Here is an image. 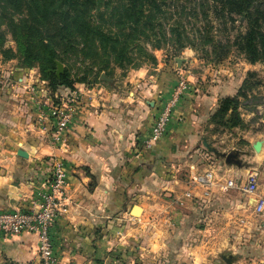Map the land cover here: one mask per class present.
Listing matches in <instances>:
<instances>
[{"label": "crops", "instance_id": "1", "mask_svg": "<svg viewBox=\"0 0 264 264\" xmlns=\"http://www.w3.org/2000/svg\"><path fill=\"white\" fill-rule=\"evenodd\" d=\"M172 58L176 67L157 57L154 67L109 76L113 85L100 78L77 83L72 93L83 103L57 145L51 142V126H39L36 89L28 82L32 90L25 91V99L0 97V211L31 207L49 179L47 161L52 165L59 160L67 167L70 210L52 233L58 264H225L222 253L209 258L204 246L193 248L195 237L206 234L213 235L207 243L228 248L234 264H264V231L236 222L245 214L248 197L237 189L225 190L226 180L243 185L255 168L214 162L203 146L205 138L226 152L218 145L227 135L216 134L210 119L222 98L237 94L252 65L244 61L238 68L233 62L232 69L229 63L198 68L188 58ZM176 59H181L180 65ZM15 71L20 72L15 83H26L22 77L33 72ZM6 76H13V70ZM180 76L189 81L190 90L174 113L169 133L136 158L161 101L170 96ZM4 88L9 90L8 85ZM242 117L249 119L243 113ZM242 139L251 149L250 157L264 166V131ZM257 141H263L260 157L253 150ZM20 150L28 158L18 156ZM212 166L220 182L213 187L211 201L203 203L198 192L181 206L189 170ZM259 181L264 193V181ZM135 205L142 209L140 217L131 214ZM223 237L227 238L221 242ZM38 247L34 235L0 236V264H40Z\"/></svg>", "mask_w": 264, "mask_h": 264}, {"label": "trees", "instance_id": "2", "mask_svg": "<svg viewBox=\"0 0 264 264\" xmlns=\"http://www.w3.org/2000/svg\"><path fill=\"white\" fill-rule=\"evenodd\" d=\"M198 10L201 21H208L211 11L223 26L234 21L232 16L241 17L247 30L222 41L211 35L213 25L207 22L206 30H196L199 37L194 40L187 26H197L192 19H199ZM3 27L15 50L4 49L6 33L0 31V52L19 60L23 69L37 68L54 102H58L54 95L59 88L75 92L77 83L98 82L102 73L113 76L112 63L131 66L136 52L156 64L149 48L172 45L177 51L187 43L191 47L200 43L202 49L211 48L217 64L230 56L232 48L248 64H264V0H0ZM57 62L65 67L60 78L54 73ZM81 63L84 73L71 80L72 68ZM263 87L264 77L248 72L237 94L220 100L210 119L215 133L247 129L242 111L260 105L253 94Z\"/></svg>", "mask_w": 264, "mask_h": 264}, {"label": "built area", "instance_id": "3", "mask_svg": "<svg viewBox=\"0 0 264 264\" xmlns=\"http://www.w3.org/2000/svg\"><path fill=\"white\" fill-rule=\"evenodd\" d=\"M16 84L25 83L21 80ZM34 84L41 90H45L43 83L35 81ZM189 90V82L180 78L172 88L170 96L161 101L150 133L138 146L136 158L139 159L143 152L152 150L169 133L174 113ZM44 96L43 103L35 102L40 113L38 123L40 127L45 126L44 124L51 126V142L57 145L63 142L65 135L75 122L83 101L70 91H66L58 102L53 101L50 91L45 92ZM218 179L214 166L205 171L190 169L184 181L183 199L179 201V204L183 206L185 202L198 197V192L202 202L209 203L213 187L220 182ZM44 187L45 189L38 194V199L32 202L31 207L0 211V236L34 235L39 240L40 264H58L52 233L57 222L68 214L71 204L68 197L69 175L65 163L59 160L53 162L51 176ZM233 189L240 190L248 197L245 214L236 219L238 225L245 229L256 226L257 229L264 231V193L260 190L257 173L254 170L248 173L246 183L240 186L235 180H226L225 190Z\"/></svg>", "mask_w": 264, "mask_h": 264}, {"label": "rangeland", "instance_id": "4", "mask_svg": "<svg viewBox=\"0 0 264 264\" xmlns=\"http://www.w3.org/2000/svg\"><path fill=\"white\" fill-rule=\"evenodd\" d=\"M191 1V0H190ZM174 11V10H172ZM209 11V10H208ZM199 12V19L198 20H193L192 18V22L196 23L197 22V26L192 27H188V33L190 35L191 38H193L194 40L196 39V37H199L196 30L198 28L200 29H204V23L205 25H207V22H211V25H213V30H212V36L216 39L222 40V41H226V39H230L233 40L234 37L239 34V33H245L247 30V24L246 22L241 18V17H237V16H232V18L234 19L233 22H228L227 25L223 26V23H219V21L216 19V16L213 12L210 11V17L209 20L204 22L201 21L202 19V11L198 10ZM171 24H173L172 20L170 22ZM1 32H5L6 33V41L4 44V49H10L13 48L15 50V44L11 38V36L6 32L5 27L0 29ZM192 40V41H194ZM194 43L196 44V42L194 41ZM192 45L190 44H186L185 47L183 48H178L177 51H175L174 47L172 45H168L165 48L161 49V50H153L149 48L150 53H153L156 61H157V57H160V59H162V62L164 61H173L172 56H177V57H185L190 59L191 61L194 62V67H208V66H214V65H219L217 63H215V60L213 58V55H211V48L210 47H206L205 49H202V47L200 46V43L198 44V46L196 47H191ZM133 59L135 60L134 63L131 66L125 67V68H121L117 65H114L112 63L111 67H110V71L112 72V75H117L119 76H123L126 75L130 72L136 71V70H140V69H148L150 67H154L156 64H153L152 61H150L147 57L145 56H140L138 54V52H136V54H133ZM245 58L243 56V54H241L238 50H236L235 48L230 49V56L224 60L222 63H224L225 65L229 63L230 69H232V67L235 65L233 64V62H236L237 64H239L237 66L238 67H242V65H240L241 62H244ZM246 62V61H245ZM220 63V64H222ZM247 63V62H246ZM173 66L176 67V63H174L173 61ZM225 66V67H226ZM16 68L18 69H23L20 66V62L17 59H10V58H5V56L0 52V97L8 99V101H16L19 100L18 96L20 95L22 97V95H24L22 97V99H25V91L29 93L32 88L36 89L34 93V98H35V102H44L45 100V96L44 93L49 91L48 88V82L41 80V74L39 72V70L37 68H33V69H26V70H32L33 72L28 73L27 75H23L25 78L22 77V79H27L28 82L31 87H28V83L25 84H16L14 81V77H19L20 72H16ZM65 69V67H64ZM80 69V71H79ZM240 69V68H239ZM9 70H13V76H10L9 79H13V82L11 83L10 81H8V77L6 76ZM25 70V69H24ZM257 72L259 73V78L263 79L264 77V64L262 63H258L256 65H252V69L249 72ZM84 73V66L81 64H77L76 66H74L72 68V72H71V80H75L78 79L79 77H81V74L79 73ZM179 72V71H178ZM180 78H184V76H180L177 77L176 81L174 82L173 87L175 86V84L177 83V81ZM185 79V78H184ZM30 80V81H28ZM35 81H39V83H43V88H45V92L43 90L40 89V87L38 88L37 85L35 86ZM8 82H10V85H8ZM31 82V83H30ZM189 82V81H188ZM4 83L8 85L9 90H6L4 87ZM172 87V88H173ZM42 88V87H41ZM42 88V89H43ZM39 90V91H37ZM66 88H59L58 91L55 93V99L56 101H58L62 96H64ZM9 91V92H8ZM67 91H70L67 89ZM71 92V91H70ZM256 93L253 94L254 97H256L257 101L260 102V105L255 106L253 109L250 110H243V115L245 116V119H247V115H249V119L246 123H248V127L245 130H249V132H238L237 135H234L235 133H232L231 131L228 132H224L220 135H227L224 139L223 143H220L218 146L220 148H223L226 150V153L231 152L230 150L232 148H238L237 150L243 151V152H250L251 153V149H249L248 147V143L242 139L243 136L248 135V137H253V136H257L258 135H262V131H264V125L262 124V121H264V87L260 88L258 91H255ZM37 94L38 97L36 96ZM5 95V97H4ZM9 96L11 98H9ZM17 98V99H15ZM39 99V100H38ZM37 100V101H36ZM21 101V100H19ZM24 101V100H23ZM249 113V114H246ZM250 126V128H249ZM241 130V129H239ZM259 157L262 156V152L260 154H258ZM213 157V161H220L224 164V161L221 159H217L216 157ZM257 159V160H256ZM242 160L244 161V163L246 165H250V167L255 168L254 171L257 173L258 177L260 178L261 182L264 181V166L262 164V161L260 162L259 158H255V160L252 157H242ZM49 164L48 170L50 172L49 177L51 176L52 173V165H51V161H47ZM260 162V163H258ZM217 163V162H216ZM212 164V163H211ZM236 168V167H235ZM244 169V168H243ZM140 217V216H139ZM213 235L212 234H206V235H201V236H196L195 237V242H193V248L195 247H201L204 246L205 247V251L209 252L210 255L208 256L209 258H214L216 257V253L220 252V253H227L229 250L227 247H221L219 249V247H215L213 244L207 243L209 242L210 239H212ZM227 238V237H226ZM223 237V239L219 238L221 240V242H224V240L226 239ZM215 242H217V240H214ZM213 241V242H214ZM214 248V250L212 251L211 249L208 250V248ZM221 250V251H219ZM219 257V256H218Z\"/></svg>", "mask_w": 264, "mask_h": 264}, {"label": "water", "instance_id": "5", "mask_svg": "<svg viewBox=\"0 0 264 264\" xmlns=\"http://www.w3.org/2000/svg\"><path fill=\"white\" fill-rule=\"evenodd\" d=\"M180 60L181 59H176L179 65H180ZM54 73L57 75L58 78H60L65 73L64 65L60 62H57V68L56 70H54ZM100 79L111 85L114 84V79H112L105 73L101 74ZM203 146L209 153L214 155L217 159L223 160L224 165L227 167H236V168L242 169L247 166L242 160V157L244 156L250 157L251 155L250 152H243L237 149H234L229 153L221 152L219 149L214 147L213 144L208 142V140L205 138H203ZM262 146H263V141H257L256 143H254L253 144L254 152L257 154H260L262 152ZM18 156L23 157V158H28V154L22 150L18 152ZM141 213H142V209L141 207L137 205H135L131 210V214L134 217H139ZM220 258L225 262V264H234L236 261L235 256L231 253H222L220 254Z\"/></svg>", "mask_w": 264, "mask_h": 264}]
</instances>
